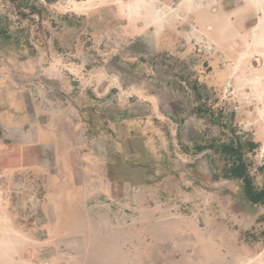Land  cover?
<instances>
[{
  "label": "rangeland",
  "instance_id": "1",
  "mask_svg": "<svg viewBox=\"0 0 264 264\" xmlns=\"http://www.w3.org/2000/svg\"><path fill=\"white\" fill-rule=\"evenodd\" d=\"M90 1L0 0V58L16 60V32L21 49L36 38L37 54L55 31L109 33L116 63L134 64V79L142 73L176 124L164 120L158 164L132 174L147 182L111 218L117 230L91 235L125 239L124 249L83 257L67 238L48 246L43 232H16L10 201L0 200V264H264V200L251 201L244 182L224 174L221 152L242 143L254 185L264 187V0H149L144 12L157 8L160 25L123 13L120 2L132 0ZM212 75L219 83L208 85Z\"/></svg>",
  "mask_w": 264,
  "mask_h": 264
},
{
  "label": "crops",
  "instance_id": "2",
  "mask_svg": "<svg viewBox=\"0 0 264 264\" xmlns=\"http://www.w3.org/2000/svg\"><path fill=\"white\" fill-rule=\"evenodd\" d=\"M15 35L16 60L0 58V200L10 201L14 229L43 232L48 246L67 238L83 257L124 249L125 239L103 244L91 235L117 230L111 218L147 182L132 174L158 164L164 120H175L159 95L147 94L142 73L134 79V64L116 63L109 33L55 31L38 54L36 38L21 49L25 38ZM214 76L208 85L219 83ZM23 241L16 233V247Z\"/></svg>",
  "mask_w": 264,
  "mask_h": 264
},
{
  "label": "trees",
  "instance_id": "3",
  "mask_svg": "<svg viewBox=\"0 0 264 264\" xmlns=\"http://www.w3.org/2000/svg\"><path fill=\"white\" fill-rule=\"evenodd\" d=\"M49 3L58 0H46ZM251 149L256 147L255 143L251 142ZM206 145L201 146L205 147ZM242 143L236 146L233 141L230 143H224L221 145V152L228 154L229 164H226L222 171L227 176H232L237 179H241L244 182V188L249 199L255 203L262 202L264 200V187L257 188L254 185L253 177L249 169V163L244 159V152L242 151Z\"/></svg>",
  "mask_w": 264,
  "mask_h": 264
},
{
  "label": "bare ground",
  "instance_id": "4",
  "mask_svg": "<svg viewBox=\"0 0 264 264\" xmlns=\"http://www.w3.org/2000/svg\"><path fill=\"white\" fill-rule=\"evenodd\" d=\"M149 2H150L149 0H132L131 2L126 3V4L120 2V9L122 10L123 13L127 14L131 18H135L137 16H141V17L146 16V19H149L150 21L156 23L157 25H160L161 18L163 17H162L161 12L157 8L150 10L148 13L144 12V9L149 4Z\"/></svg>",
  "mask_w": 264,
  "mask_h": 264
}]
</instances>
